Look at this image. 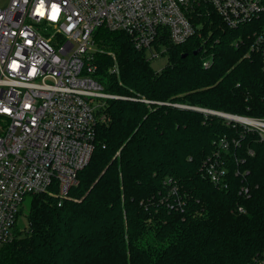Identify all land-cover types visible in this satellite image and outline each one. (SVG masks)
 Instances as JSON below:
<instances>
[{"label":"trees","instance_id":"1","mask_svg":"<svg viewBox=\"0 0 264 264\" xmlns=\"http://www.w3.org/2000/svg\"><path fill=\"white\" fill-rule=\"evenodd\" d=\"M191 2L195 32L183 44L165 43L159 71L125 33L94 31L93 76L120 98L106 100L107 121L97 124L77 184L64 197L54 190L28 196L27 227L17 226L20 210L0 264H254L264 257V143L239 123L177 106L264 118V72L250 49L264 14L231 28L205 0ZM220 138L238 144L222 155L227 171L218 188L201 166Z\"/></svg>","mask_w":264,"mask_h":264},{"label":"built area","instance_id":"2","mask_svg":"<svg viewBox=\"0 0 264 264\" xmlns=\"http://www.w3.org/2000/svg\"><path fill=\"white\" fill-rule=\"evenodd\" d=\"M205 1L231 28L264 14V0ZM192 10L191 0H9L0 7V247L12 240L26 196L54 190L64 197L77 184L94 151L97 124L107 121L101 110L107 99L120 98L93 76L94 31L123 32L153 60L166 55V42L180 45L194 34ZM250 49L264 72V25ZM232 116L238 118H223L264 143V118ZM231 144L238 141L216 140L201 166L215 187L224 185L222 155ZM254 264H264V257Z\"/></svg>","mask_w":264,"mask_h":264},{"label":"rangeland","instance_id":"3","mask_svg":"<svg viewBox=\"0 0 264 264\" xmlns=\"http://www.w3.org/2000/svg\"><path fill=\"white\" fill-rule=\"evenodd\" d=\"M9 0H0V7H3L8 3ZM94 50H97L96 54L99 53V48H97L96 43L94 42ZM167 63V56L166 55H161L157 59H153L150 61V65L153 70L159 71L161 70ZM29 203L30 199L28 196H26L22 202V205L20 206V210L22 212L21 216L17 220V226L19 228L23 229L27 227V213H28V208H29Z\"/></svg>","mask_w":264,"mask_h":264},{"label":"water","instance_id":"4","mask_svg":"<svg viewBox=\"0 0 264 264\" xmlns=\"http://www.w3.org/2000/svg\"><path fill=\"white\" fill-rule=\"evenodd\" d=\"M201 49L199 48L197 51L194 52V54L196 55L198 52H200ZM178 107H182V108H188V109H193V110H197V111H205V110H202V109H198V108H191V107H187V106H181V105H177ZM212 114H217L219 116H222V117H225V118H238V117H235V116H232L230 114H224V113H218V112H214V111H211Z\"/></svg>","mask_w":264,"mask_h":264}]
</instances>
